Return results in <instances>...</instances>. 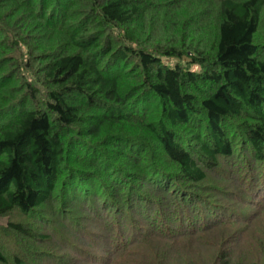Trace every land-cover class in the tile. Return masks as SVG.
Returning <instances> with one entry per match:
<instances>
[{
  "label": "trees",
  "instance_id": "trees-1",
  "mask_svg": "<svg viewBox=\"0 0 264 264\" xmlns=\"http://www.w3.org/2000/svg\"><path fill=\"white\" fill-rule=\"evenodd\" d=\"M15 211L62 242L10 221L25 254L0 264H37L29 238L169 264L172 238L241 221L264 249V0H0V218Z\"/></svg>",
  "mask_w": 264,
  "mask_h": 264
},
{
  "label": "rangeland",
  "instance_id": "rangeland-1",
  "mask_svg": "<svg viewBox=\"0 0 264 264\" xmlns=\"http://www.w3.org/2000/svg\"><path fill=\"white\" fill-rule=\"evenodd\" d=\"M235 179V178H234ZM262 206L260 203L252 204L251 213L253 214L256 211H260ZM187 214V213H186ZM264 215V213H261L260 216ZM55 217V216H54ZM58 218V215L56 219ZM93 218V217H92ZM91 219V218H90ZM10 221H13V223H22L25 224L28 229H32L34 233H45V234H51L54 235L53 227L43 224L42 220L30 217L22 216L19 212L15 211L12 215L6 216L3 218H0V227H6ZM186 222V220H184ZM88 224H85L86 227L94 226V228L89 229V232L93 234H100L107 232L106 230H110L111 228H114V232L117 231V225L118 223H113V225L104 224L103 221H100L99 218L95 219L93 218L89 222H86ZM170 223V222H169ZM185 225H187L185 223ZM111 226V227H110ZM253 227V224L250 222L249 224H246L245 222L241 221L238 224H234L232 227L228 225V227H213L209 231L205 232L201 235L196 236H190L189 239H185L187 241L185 248L181 247V244L183 245L182 239L180 237L172 238L173 247L178 251L176 253L173 250V254H170L171 260L169 264H180L177 261L178 255H185V257L182 256L183 261L182 264H189L190 261H192L194 264H221V259H215L217 254L219 252H226L230 256L228 258V261L231 260L232 263H238L239 261H244L247 263H253V262H259L260 264H264V249L258 248L259 240L257 237H254L253 235H250L248 232L249 229ZM51 228V229H50ZM191 228V227H190ZM188 229V228H187ZM221 229H228V232L224 235V242L223 246L220 247L216 244H218L219 239L217 238V231H220ZM190 230V229H189ZM58 232V231H57ZM56 232V233H57ZM55 233V235H56ZM80 233V232H79ZM201 234V233H198ZM53 236V240L56 242L59 241L62 242L60 239L55 238L56 236ZM82 234H80L81 236ZM110 235V233H109ZM121 235V234H120ZM119 234L116 235V238L114 240L115 244L121 246L122 248L125 246L127 242H129V239L127 236L123 235V237H119ZM107 236V235H106ZM202 238V239H201ZM35 239V238H34ZM33 238H29L28 241L31 248H34L35 252H37L36 256L37 258H34L37 264H102L101 259H98V261H90L88 259H83V255L80 253L77 254H68L65 252V244H62L61 249L57 250L56 244L53 243L50 238L47 240H40L38 238L34 241ZM81 239V238H79ZM98 239H91V242L95 244L97 247ZM151 241V240H150ZM89 238L87 236L82 235V241L79 240V244L83 243V248L86 250H90L91 252L98 251L96 248L89 246L88 243ZM181 242V243H180ZM0 249L1 251L6 255L10 257L11 260L15 259L16 257H20L24 253V249L21 248L20 244L11 237L10 234L7 232H3V235H0ZM57 243V242H56ZM258 243V244H257ZM129 244V243H127ZM137 246L134 248L132 253L128 256V260L124 259L121 264H138L139 260L146 259L145 257L150 255L152 257L153 251H160L162 247H157L152 250V245L149 246ZM43 253H48L45 255H41ZM149 253V254H148ZM25 254V253H24ZM102 252H99V257L105 256L102 255ZM165 254V253H164ZM152 255V256H151ZM103 258V257H102ZM26 260V259H25ZM97 262V263H95ZM148 263V261H146ZM11 264V263H9Z\"/></svg>",
  "mask_w": 264,
  "mask_h": 264
}]
</instances>
